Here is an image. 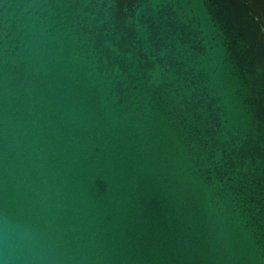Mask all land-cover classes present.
I'll use <instances>...</instances> for the list:
<instances>
[{
    "label": "water",
    "instance_id": "1",
    "mask_svg": "<svg viewBox=\"0 0 264 264\" xmlns=\"http://www.w3.org/2000/svg\"><path fill=\"white\" fill-rule=\"evenodd\" d=\"M0 264H264V0H0Z\"/></svg>",
    "mask_w": 264,
    "mask_h": 264
}]
</instances>
